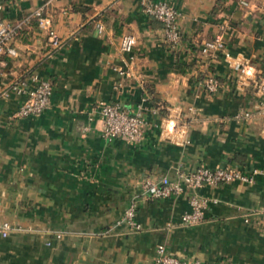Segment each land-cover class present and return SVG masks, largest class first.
I'll return each mask as SVG.
<instances>
[{"label":"crops","instance_id":"obj_1","mask_svg":"<svg viewBox=\"0 0 264 264\" xmlns=\"http://www.w3.org/2000/svg\"><path fill=\"white\" fill-rule=\"evenodd\" d=\"M44 1L0 0V24L16 25ZM155 1L181 15L177 49L139 0H56L58 49L35 23L16 36L18 56L0 68V219L19 228L0 236V264H151L160 244L206 264H264V0L246 10L231 0ZM127 33L137 38L136 59L122 77ZM221 33L230 55L203 54L200 44ZM236 62L252 64L255 76ZM208 73L223 82L216 93L202 85ZM33 74L52 81V102L22 117L25 94L3 92ZM101 101L130 113L142 105L144 140L106 138ZM199 166L258 173L254 184L199 187L218 203L186 226L189 196L153 198L144 184ZM133 198L140 230L118 224Z\"/></svg>","mask_w":264,"mask_h":264},{"label":"built area","instance_id":"obj_2","mask_svg":"<svg viewBox=\"0 0 264 264\" xmlns=\"http://www.w3.org/2000/svg\"><path fill=\"white\" fill-rule=\"evenodd\" d=\"M56 0H45L43 5L23 18L16 25L0 24V68L6 64V57H17L18 50L14 46V41L19 31L25 26L35 23L39 29L44 31L50 41L52 49L60 48L63 43L53 26V17L50 8ZM241 10L250 8L251 0H231ZM142 12L162 24L164 40L172 49H177L182 42V29L180 25L181 15L167 2L155 0H139ZM3 6L0 5V10ZM97 28L100 33L105 30L103 23H98ZM137 38L134 34H124L120 39V51L125 54L124 64L117 68L120 76L128 77L133 75L131 65L135 62L134 47ZM200 51L205 55H218L224 53L229 56L227 41L223 33L213 39L204 40L200 46ZM234 68L242 76L253 78L255 76L254 66L249 63L242 64L236 62ZM202 85L209 93H216L223 88L222 80L213 73H208L202 80ZM54 86L51 80L43 79L39 75L33 74L29 77H23L14 81L9 88L3 92L4 97L10 96V91L24 93L25 99L21 104L18 114L22 117L32 115H41L48 109L52 102ZM259 90L264 91V80L259 85ZM99 113L104 121L103 134L106 138L126 139L132 143H141L146 134L147 120L144 116L142 105L129 112L119 103L99 102ZM245 116H249L245 113ZM258 170L252 173H244L235 166H226L219 168H209L199 166L192 171H181L176 180L167 176L159 181H146L144 188L153 198H172L187 194L190 210L185 211L181 217L182 224L186 226H195L202 223L205 219V211L210 203H218L217 199L201 197L197 194V189L203 185L216 187L222 183L239 181L242 183L254 184L255 175ZM138 200L133 198L129 203L125 213L118 221V224L126 223L134 230H140L142 225L136 220ZM248 221V219H246ZM8 220L0 219V236L7 237L11 232L18 229ZM55 238L63 239L62 232H56ZM47 245H52L47 241ZM151 264H206L199 259H184L172 255L166 245L160 244L156 249V255Z\"/></svg>","mask_w":264,"mask_h":264},{"label":"trees","instance_id":"obj_3","mask_svg":"<svg viewBox=\"0 0 264 264\" xmlns=\"http://www.w3.org/2000/svg\"><path fill=\"white\" fill-rule=\"evenodd\" d=\"M215 10H217V9H214V12H215Z\"/></svg>","mask_w":264,"mask_h":264}]
</instances>
